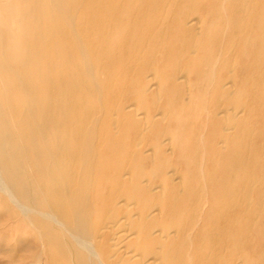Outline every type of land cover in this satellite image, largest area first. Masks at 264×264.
<instances>
[{
	"label": "bare ground",
	"instance_id": "6f19581e",
	"mask_svg": "<svg viewBox=\"0 0 264 264\" xmlns=\"http://www.w3.org/2000/svg\"><path fill=\"white\" fill-rule=\"evenodd\" d=\"M137 2L139 3V0ZM237 2L239 1L237 0ZM38 4L40 5L37 8L38 18L35 22L36 26L33 31L34 39L31 40V46L27 54L17 60L18 63L15 64V62H8L5 54L0 51V194L5 197L8 205L17 212L24 227L29 228L40 241L39 246L32 241L23 244L24 252L27 255L25 264H33L31 263L32 258L38 250H41L43 254L45 253L48 256L45 264H195L193 262L194 260L190 258L189 253L192 248L191 237L186 233L187 230L185 233L182 231L184 224L181 226V217H183V212L181 213V211H183V209L180 211L183 206L182 202L188 200L186 204L189 203V199H185L184 201L183 199L185 198L189 184L188 181L192 174L189 170L187 172V169L185 171L183 169V172L167 170L168 167L170 168L168 165H172L170 162L175 153L178 154V158L180 157L182 160L184 159L187 161L189 160L187 159V154L189 156V153L192 154V152H189L188 146H185L188 143L187 140H182V142H186H184L185 147H182V142L177 138L180 133H178V131L183 129L181 128L182 126L180 125V129L178 127L177 131L176 128L179 124L177 123L175 126L176 130L172 131V129H170V121L172 119L170 120L168 115H171L170 97L172 91L167 88L168 82L166 78L158 72V69L156 70V68L153 69V67H151L148 74H143L142 84H139L138 80L135 85L133 84L134 86H131L133 105L126 108L122 105L107 106L105 101L106 98L102 96L104 89L102 90L100 86L101 83L98 84V76L96 77L93 64L89 60L90 58L85 45L78 34V30L85 25H83L84 22L80 16V0H38ZM99 4L100 3H98L97 6ZM167 4H169V2ZM141 6H143V4H141ZM116 7L118 6H114V8ZM241 7L243 8L242 5ZM107 8L108 7H106V9ZM124 9H129V6ZM234 9H236V7ZM107 10L106 12H109L110 9ZM191 11L193 10H190V12ZM128 12L127 15L125 14L126 16H128ZM164 14L165 13H163L162 17ZM91 15H93V13ZM220 17L222 18V16ZM124 18L127 17L124 16ZM239 19H241V17H239ZM239 19H237V22ZM123 20L125 23V19ZM244 20L252 19L247 18ZM244 20H240L241 23H243ZM248 24L251 23L249 22ZM132 25L135 28L137 26L136 24V26L134 24ZM159 25H161V22ZM202 25L203 21L196 17L191 20V27L189 26V29L194 30L196 34H200ZM128 29L131 31L130 29H132V27ZM240 29L243 28L240 27ZM236 31H238V29ZM232 33L234 35V32ZM242 33L243 32H241V34ZM188 34H190V32ZM222 34L224 35L225 33ZM115 36H117V33ZM0 37H2L1 33ZM128 37H130L129 34ZM143 38H145V35ZM123 43H121V45H123ZM138 43L137 45L141 44ZM146 45L147 44H145V46ZM165 46L166 45H163V47ZM132 50H134V47ZM168 51L169 50H167V52ZM194 51L196 50L193 47L191 52L194 54ZM226 54H228V52H226ZM120 55L121 54L118 56ZM156 56H154V58ZM121 58V56L120 59L117 57L118 62ZM72 60L76 63H73L75 64L74 67L72 64V67L70 65V61ZM209 60H211V58ZM121 62H123V60L120 61V63ZM214 62L217 63L216 60ZM110 63L112 64L111 61ZM120 63H118V67ZM120 65H122V63ZM214 66L215 65H212V67ZM206 67L208 66L206 65ZM187 69V71L190 70V68ZM211 70L212 69H210V71ZM222 71L220 69V72ZM108 72H106V74ZM235 72L233 73L231 68V71L228 73V81L218 89L219 99L224 105L220 110L214 112L215 117L218 116L221 121L220 123H222L220 126L221 136L218 143L222 148H224L226 144L228 134L235 129L238 116L242 114L244 110V101H242L240 91L236 90L233 82V74H235ZM213 73L215 72H212V76L214 75ZM174 74H176V72H174ZM105 77H107V75H105ZM183 78L185 80L184 83H186L185 90L187 95L182 101V105L185 108L189 104L190 97L188 98V96H190V91L188 90H190V84L188 74ZM219 78L220 76L218 79ZM214 79L215 78H213V80ZM177 80L180 81V79ZM112 81H114V79ZM215 82H217V80ZM215 84L218 86L217 83ZM215 88L216 87H213V89ZM206 92L207 89L205 93ZM242 92H244V90ZM199 98L201 99V94ZM200 99L199 101L202 104L204 98L202 97V99ZM201 106L203 107L206 105ZM204 108L200 109L206 110V107ZM138 112L141 113H139L141 117L137 119L136 116ZM176 119H174L175 122ZM178 120L179 119H177V122L180 121ZM123 123H127V129L130 128L133 133L132 137H128L127 140L125 139V132L127 130H123ZM215 127L216 126H214V128ZM181 134L183 135V133ZM201 155L202 153L200 156ZM118 156L119 158H117ZM113 157L116 158L115 161L117 160V162H115V164H117L113 167L114 170H112V166H109L111 158ZM199 159H202V157ZM197 161L199 162L200 160L197 159ZM246 161L248 160L246 159ZM179 162L178 166L181 167ZM206 162L207 161H205V163ZM145 164L147 167H145ZM194 164L195 163H193V166ZM250 165L248 164V166ZM188 166L190 167V165L186 167L188 168ZM202 166L199 165L195 170L192 168L194 170L192 173L196 179L198 174L199 181L205 186L204 184L208 179L206 180L207 177L204 175L205 173L199 172L204 170H201ZM111 172L112 174H110ZM25 174L33 175L34 181L31 182L32 184L27 183L24 178ZM217 178H219V176ZM199 183L198 186H200ZM227 185L228 184H226V186ZM191 186H194L196 190L197 186H195V184L193 185L192 183ZM243 189L244 188H242V191ZM30 192H32V196ZM187 193L188 195L190 194V192ZM245 195L244 199L246 196L248 197V193L246 196ZM232 199L234 198L232 197ZM250 201H252L251 197ZM250 203L251 202H249V205ZM225 206L228 205L226 204ZM197 207L199 206L197 205ZM257 212H259V209ZM195 221H197V219ZM187 224H189V222ZM185 227H183V229ZM193 231H190V233ZM198 235H200V233ZM196 237L197 236H195V238ZM200 242H202V240H200ZM241 245L243 246L244 244L242 243ZM202 248L200 249L202 250ZM236 249L237 252L238 248ZM237 253L236 261L238 264H254V262L248 258L249 255L247 257L246 252L239 250ZM203 254L204 253L201 255L200 253L201 256H203ZM229 254H231V252ZM262 261L261 264H263Z\"/></svg>",
	"mask_w": 264,
	"mask_h": 264
},
{
	"label": "rangeland",
	"instance_id": "374dc122",
	"mask_svg": "<svg viewBox=\"0 0 264 264\" xmlns=\"http://www.w3.org/2000/svg\"><path fill=\"white\" fill-rule=\"evenodd\" d=\"M137 1L138 0H80V16L83 19V25H85L83 26V28L78 30V34L85 45L88 56L90 58L89 60L93 64L96 72V77L98 76V84L101 83L100 86L102 90L104 89L102 96L103 98H106V100H104L106 101L107 106L122 105L124 108L129 107L133 105L131 86L133 84L135 85L138 80L139 84H142L143 74H148L151 67H153V69L156 68V70L158 69V72L162 76H164V78H166L168 82L167 88L172 91V99L170 97L171 115H168L169 119H172L170 121V129H172V131L177 129L178 131V127L180 129V127L182 126L181 128L183 129L180 130L183 131H178V133H180L178 134L179 136L177 138H179V141L181 142L182 140H187L188 145L186 144L185 146H188L187 148L189 152H192V154L189 153L190 157L187 154V159H189L190 161H186L184 159L182 160V158L180 157L178 158V154L175 153L170 162L174 166L169 164L168 166H170L171 169L169 167L167 169L169 171L175 170L177 172H183V169L184 171L187 169V172L189 170V172L191 171L192 174L190 175L186 195L183 199V201L185 199H189V203L186 204L188 200H185L184 202H182L183 206L180 209V211L183 209V211H181V213L183 212V217L186 216L185 218L181 217V226L182 224H184L183 227L186 226L184 229L182 227V231L185 233L187 230L186 233L191 237L192 248L189 251L190 258L194 260L193 262L195 264H211L213 262V264H228V262L229 264H238L236 261L238 254L237 252L241 250L246 252L247 257L249 255L248 258L252 260L254 264H261V261H264V0H238L239 2H237V0H227V2L226 0H139V3ZM115 2L118 5H116ZM168 2L169 4H167ZM240 2L243 3L241 4ZM98 3L100 4L97 6ZM141 4H143V6H141ZM239 4H241L243 8ZM39 5L40 4H38V0H0V33L2 36L0 37V51L5 54L6 60L8 62H15V64H17V60L21 59L27 54V51L31 46V40L34 39L33 31L36 26L35 22L38 18L37 8L39 7ZM123 5H125L126 7L129 6V9H124L126 7ZM237 5L239 9L237 8ZM114 6H118L116 7L117 9L114 8ZM234 6L236 7V9H234ZM106 7H108L107 9H110L109 12H106L108 11ZM180 9H182L183 11ZM190 10H193L194 12H190ZM127 12L128 16H126ZM161 12L165 13L163 16L164 18L162 17L163 13ZM92 13L93 15H91ZM251 15L254 17H252ZM124 16L128 19L124 18ZM220 16H222V18ZM196 17L200 18L203 21L200 34H196L194 33V30L189 29L191 27V20L195 19ZM239 17H241V19H239ZM247 18L252 20L245 21L244 19ZM123 19H125L126 24L124 23ZM237 19H239L238 22ZM220 20L222 23L220 22ZM223 20L225 21V23ZM240 20H244L243 23H241ZM248 21L251 24H248ZM160 22L161 25H159ZM132 24H136L138 27L135 25V28ZM131 27L132 29H130L131 31H129L128 28ZM240 27L243 29H240ZM185 28H188L189 30H186ZM237 29L238 31H236ZM188 31L190 32V34H188ZM232 32H234V35ZM241 32H243L244 34H241ZM116 33L117 36H115ZM222 33L225 34L223 35ZM128 34L130 37H128ZM143 34L145 35V38H143ZM233 38L237 39L234 40ZM121 43H123V45H121ZM137 43H141L142 45H137ZM126 44H128L129 46ZM145 44L147 45L145 46ZM163 45L166 46L163 47ZM133 47L135 51L132 50ZM193 47L196 50L194 51V54L191 52ZM225 48L227 49V51ZM121 49L125 50H123L122 52ZM167 50L169 51L167 52ZM225 51L228 52V54H226ZM157 52L159 55L157 54ZM118 53L121 54L120 56L122 57L119 62L118 59H120V56H118ZM126 56L131 57L127 58ZM154 56L156 57L154 58ZM108 58H111L112 60ZM210 58L213 61L209 60ZM151 59L153 60V62ZM122 60V65H120V61ZM215 60L217 61V63L214 62ZM219 60L221 61V63ZM110 61L112 62V64L110 63ZM117 62L120 63L119 67ZM73 63H75L73 62V60L70 61V65L72 64L74 67L76 63ZM167 64L170 66H168ZM210 64L215 66L212 67V65ZM96 65L99 67H97ZM206 65L208 67H206ZM104 67L107 71L104 69ZM107 67L109 68V72ZM187 68H190L189 71L191 73L187 71ZM209 68L212 69V72H215L213 74L216 77L214 75V77L212 76V72ZM231 68L233 73L236 70L235 74H233V82L236 90L240 91L242 101H244V110L242 114L238 116L235 129H233L228 134L226 144L224 148H222L221 145L218 144L221 136L220 126L222 123H220L221 121L218 116L215 117L214 112L220 110L224 105V103L219 99L218 89L228 81V73L231 71ZM115 69L117 70V73ZM195 69L197 72L195 71ZM206 69H209L208 72ZM220 69L221 71L224 69L225 70L220 72ZM173 71L176 72V74H174ZM106 72L110 74H106ZM187 74L190 84V90H188L190 91V96H188V98H190L188 106L184 108L182 105V101L185 97H187V95L185 90L186 83H184L185 80L183 77L187 76ZM217 74L221 79H218L219 76ZM105 75H107V77H105ZM99 78L101 79V82ZM213 78L215 79L213 80ZM113 79L114 81H112ZM177 79H180V81ZM216 80L217 82H215ZM215 83H217L218 86H216ZM213 87L216 88L213 89ZM206 89L207 92L209 91L210 93L206 92V94ZM243 90L244 92H242ZM199 91L202 92L200 93ZM200 94L201 99L202 97L204 98V102L202 101V104L199 101ZM128 100L132 101L129 102ZM200 104L206 106L202 107ZM204 107H206V110H202ZM139 113L140 112H138L136 116L137 119L141 117V113ZM176 118L180 121L178 120L179 122H177ZM174 119H176V122L174 121ZM177 123L179 124L175 129ZM214 126L216 127L214 128ZM123 130H127V134L125 132L126 140L128 137H132L133 133L130 128L127 129V123H123ZM181 133H183V135ZM180 136L182 139L180 138ZM184 142H182V147H185ZM202 146L204 147V150ZM201 153L202 155L200 156ZM198 157H202V159H199ZM117 158H119V156ZM115 159L116 158L113 157L110 161L109 166H112V170H114L113 167L117 164H115V162H117V160L115 161ZM197 159L200 161L198 162ZM246 159L248 161H246ZM184 161H186L187 163ZM205 161L207 162L205 163ZM178 162L181 167L178 166ZM193 163H195L194 166L196 165L195 168H198L199 165H203L201 167V170L204 169L205 171L203 170L199 172L203 174L205 173L204 175L207 177L206 180L208 179V181H206V183L204 184L205 186H203V184L199 181L198 174L197 179L193 176L192 172H194L195 170ZM245 163L247 166L245 165ZM185 164L186 166L190 165V167L188 166L189 169L185 166ZM248 164L252 165L248 166ZM145 167H147V165ZM112 172L110 174H112ZM207 172L208 174H210L208 175ZM218 176L219 178H217ZM24 178L29 184L34 181V177L32 174H25ZM235 182L237 183V185ZM192 183L193 185L195 184V186L198 187H196V190L194 189V186H191ZM198 183L200 186H198ZM226 184L228 185L226 186ZM208 187H210L211 189ZM205 188L207 189V191ZM242 188H244L243 191ZM187 192H190V194L188 195ZM196 193L198 194V196ZM247 193L248 197L251 194L250 197L252 201H250V197L248 198L246 196ZM30 194L32 196V192H30ZM244 195L247 198L245 197L244 199ZM232 197L234 199H232ZM249 202H251L250 205ZM226 204L229 206V208L228 206H225ZM197 205L199 207H197ZM220 207L223 208V211ZM257 207L259 209V212H257ZM185 208L188 210H186ZM196 219L197 221H195ZM188 222L189 224H187ZM191 227L192 229L190 230ZM190 231L193 232L190 233ZM207 232L210 234H208ZM199 233L200 235H198ZM195 236H197V239L195 238ZM200 240H202V242H200ZM28 241H32L37 246H39L40 244L39 239L34 235V233H32L31 230H29V228L24 227V224L21 222L17 212L8 205L5 197L0 194V264H25V258L27 255L24 252L23 244ZM242 243L244 244L243 246L241 245ZM200 248H202V250ZM236 248H238L237 252ZM227 251L229 253L231 252V254H229ZM200 253L201 255L202 253H204L205 255L203 254V256L205 257L201 256ZM47 258L48 256L45 253L43 254L41 250H38L34 254L31 263L45 264ZM205 258H207L208 261ZM263 261L262 263L264 264Z\"/></svg>",
	"mask_w": 264,
	"mask_h": 264
}]
</instances>
